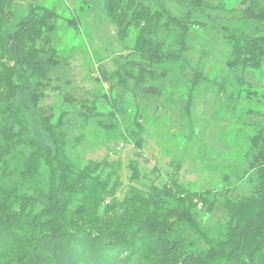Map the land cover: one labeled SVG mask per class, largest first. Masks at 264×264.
I'll use <instances>...</instances> for the list:
<instances>
[{
    "label": "trees",
    "instance_id": "trees-1",
    "mask_svg": "<svg viewBox=\"0 0 264 264\" xmlns=\"http://www.w3.org/2000/svg\"><path fill=\"white\" fill-rule=\"evenodd\" d=\"M24 1L28 13L8 31L5 25L13 20L17 0H0V105H16L30 90L32 67L42 57L51 64L58 61V14L38 0ZM175 2L179 14L167 0H105L117 40L125 46L132 28L137 35L121 69L113 76L102 70L104 81L115 78L127 89L135 79L140 93L161 97L157 84L140 86L146 75L166 78L175 65L191 66V34L211 28L230 45L225 70L239 71L237 84L247 85L245 72L264 62V0H242L240 17L220 25L210 21L209 13L223 10L222 5ZM166 64L173 66L162 68ZM204 82H210L205 72L192 68L187 105ZM65 100L70 102L68 96ZM112 119V124H100L99 137L122 138L139 157L143 125L135 119L133 130L125 134L116 113ZM26 122L29 128L36 124L51 144L0 126V264H264V124L254 125L248 136L244 174L253 184L252 194L234 199L228 190L191 189L179 181L178 167L162 185L141 183L137 162L131 160V184L120 199L121 162L103 159L80 166L62 157V118L53 124L45 116L29 115ZM219 206L228 221L203 227L200 213Z\"/></svg>",
    "mask_w": 264,
    "mask_h": 264
},
{
    "label": "rangeland",
    "instance_id": "rangeland-1",
    "mask_svg": "<svg viewBox=\"0 0 264 264\" xmlns=\"http://www.w3.org/2000/svg\"><path fill=\"white\" fill-rule=\"evenodd\" d=\"M208 1L224 8L209 13L211 22L220 25L240 17L242 0ZM38 3L58 14L54 35L58 61L51 64L42 57L31 66L34 76L30 90L16 105H0V126L5 124L22 132L25 138L30 135L51 144L36 124L29 128L27 116L42 115L53 124L62 118L66 131L62 157L80 166L103 159L121 162L120 199L131 184L128 169L131 160L137 162L143 176L141 183L156 181L162 185L178 167L179 181L191 189L228 190L234 199L253 193V184L244 171L248 136L254 125L264 124L260 115L264 114V62L259 69L245 72L247 85L241 87L236 82L239 71L230 74L225 70L230 45L211 28L197 29L189 40L191 66L181 69L180 64H166L162 68L173 66L166 78L146 75L140 86L157 84L162 87L163 96L144 95L136 89L135 79L129 80L127 89L117 85L115 78L112 83L103 79L102 70L113 76L121 69L131 54L128 47H133L137 35L132 28L125 46L117 40L115 27L106 14L105 0H38ZM167 4L173 13L182 12L175 0H167ZM13 6V20L5 25L8 31L28 13L24 0H17ZM70 20L75 21L73 26ZM197 66L210 82L200 83L187 105L192 68ZM132 75L138 73L133 71ZM254 92L257 94L247 97ZM66 96L70 102L66 103ZM114 113L125 134L126 130H133L135 119L143 125L144 148L139 157L134 145L124 143L122 138L106 141L99 137L100 124H112ZM200 219L203 227L212 228L226 223L228 216L219 206L212 213L202 211Z\"/></svg>",
    "mask_w": 264,
    "mask_h": 264
}]
</instances>
